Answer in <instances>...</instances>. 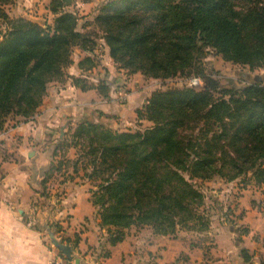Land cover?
<instances>
[{
  "label": "trees",
  "instance_id": "obj_1",
  "mask_svg": "<svg viewBox=\"0 0 264 264\" xmlns=\"http://www.w3.org/2000/svg\"><path fill=\"white\" fill-rule=\"evenodd\" d=\"M13 2L0 0V130L10 117L27 121L38 113L50 83L65 79L75 47L87 53L78 62L81 69L97 64L96 34L80 29L78 15L68 9L72 0H49L54 18L44 25L10 17L6 7ZM94 21L116 67L127 75H195L205 86L154 90L136 110L137 122L149 123L143 129L83 120L56 150L84 149L83 175L96 182L92 202L110 245L133 225H149L162 235L191 225L206 231L210 223L197 180L249 177L264 187V79L224 86L202 65L212 51L250 70L264 68V0H108ZM70 77L82 90L107 95L106 84ZM78 151L74 172L83 162ZM242 255L251 258L245 249Z\"/></svg>",
  "mask_w": 264,
  "mask_h": 264
},
{
  "label": "crops",
  "instance_id": "obj_2",
  "mask_svg": "<svg viewBox=\"0 0 264 264\" xmlns=\"http://www.w3.org/2000/svg\"><path fill=\"white\" fill-rule=\"evenodd\" d=\"M75 49L79 55L72 56L65 79L50 83L38 113L27 121L10 117L0 130V264H264V187L262 196L243 190L244 213L239 223L230 224L221 217L200 234L209 235L200 242H194V234L188 232L162 235L145 226L130 227L116 245L108 243L89 181L77 177L80 171L72 169L61 184L48 182L43 187L42 180L62 147L56 150L58 141L68 137L71 128L91 120L129 130L137 121L136 110L155 90L153 78L140 72L127 75L117 68L106 45L102 63L88 70L78 65L87 53ZM70 76L106 84L107 95L98 88L76 87ZM258 76L264 79V74ZM121 85L127 92L124 100L116 93ZM75 155L74 150L72 158ZM42 187L50 190L48 195L41 192ZM209 243L212 246H206ZM103 249L110 254L105 256ZM244 249L251 254L250 260L243 257Z\"/></svg>",
  "mask_w": 264,
  "mask_h": 264
},
{
  "label": "rangeland",
  "instance_id": "obj_3",
  "mask_svg": "<svg viewBox=\"0 0 264 264\" xmlns=\"http://www.w3.org/2000/svg\"><path fill=\"white\" fill-rule=\"evenodd\" d=\"M48 1L49 0H14L11 5L6 7V11H8L10 17L22 16L44 25L46 22H52L54 18V15L46 9V4ZM107 1L108 0H72L70 6H68L69 10L74 11L78 15L80 29H82L83 26V29L85 31L94 32L97 35H95L98 49V53L96 55V62L99 63V65L100 63H102L101 60H104L103 55L105 53V45L101 37L102 31L100 30L98 24H96V22L94 21V18L99 13L103 4ZM4 29L5 24L0 19V33H2ZM77 55H79V53L76 52V49L74 48L73 56L76 58ZM202 65L208 74H213L220 80V82L224 86H239L247 82L253 81L257 78L259 79L260 77L258 75L264 74V68L250 70L247 66H242L237 63L226 61L222 58L221 55H217L212 51H210L207 56L203 58ZM194 79H197V82L192 84L191 82ZM151 82H153L152 87L155 90L182 86H190L200 90L203 89L205 86L204 79L195 75L189 77L177 76L169 79L153 78ZM148 125L149 123L147 121H136V123L132 124L130 129H143ZM68 134L69 136L67 138L70 137V133ZM74 150L75 154H77L78 148L76 147H69L66 151L61 148L59 152H57V156L54 159L53 165L49 166L50 170L48 169L49 174L47 173V181L45 183L52 182L54 184H61L62 180L64 181V179L69 178L70 171L72 172V169L74 168L72 159L77 156L75 155L72 158V156L74 155ZM78 153L80 154V157L82 158L81 160H83V162L81 163V165L79 164L78 166V170L80 172L77 174V177L81 176V178L87 179L83 175V165L85 163L87 164L88 158L84 154V149L82 150V148H80V152L78 151ZM69 158L72 159L70 160ZM58 167H61L60 171H58ZM95 183L96 182L94 181H89L88 184L91 196H94L93 193L97 188L95 186ZM197 184L205 195V204L201 206V210L204 215L208 217L210 223L209 228L206 231H208L211 226L216 225V223H218L219 221L218 219H220L221 217H223V221L225 220L230 224L239 223L241 215L244 213V209H242V207L240 206V199L242 197L243 190H249V194H257V192H259L261 196L263 195L262 189H260L261 187H258V185H256L253 181H250L249 177L228 182L225 179L216 176L209 180H197ZM46 186L48 187V185L46 184L43 187ZM43 187V191L41 192L43 194L48 195V192L50 190L45 189ZM55 194L59 195V192H56ZM57 226L59 225H55V227L58 229L57 236L63 239L61 235V229H59V227ZM145 226L153 230V228L149 225H143L140 227ZM191 226V228L178 227L177 231L175 232V235H177L179 232H188L192 235L194 234V238H192L194 242H200L201 239H205L206 236L209 237L208 234L201 236L200 234L203 232L199 231L198 227H194L193 225ZM131 227L140 228L134 225ZM239 229L243 230V225H241ZM206 246L212 245L211 243H209V245Z\"/></svg>",
  "mask_w": 264,
  "mask_h": 264
},
{
  "label": "built area",
  "instance_id": "obj_4",
  "mask_svg": "<svg viewBox=\"0 0 264 264\" xmlns=\"http://www.w3.org/2000/svg\"><path fill=\"white\" fill-rule=\"evenodd\" d=\"M197 82V79H194V80H192V84L193 83H196ZM191 86H193V85H191ZM190 87V86H189ZM117 97H118V99H120V100H124L125 99V97H126V94H127V92H126V90H125V88L121 85V86H119L118 87V89H117ZM146 103H147V101H146ZM145 103V104H146ZM54 245V244H53Z\"/></svg>",
  "mask_w": 264,
  "mask_h": 264
}]
</instances>
